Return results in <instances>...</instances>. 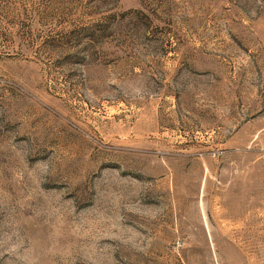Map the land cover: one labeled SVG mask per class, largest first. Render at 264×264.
<instances>
[{"label": "rangeland", "instance_id": "1", "mask_svg": "<svg viewBox=\"0 0 264 264\" xmlns=\"http://www.w3.org/2000/svg\"><path fill=\"white\" fill-rule=\"evenodd\" d=\"M0 264H264V0H0Z\"/></svg>", "mask_w": 264, "mask_h": 264}]
</instances>
